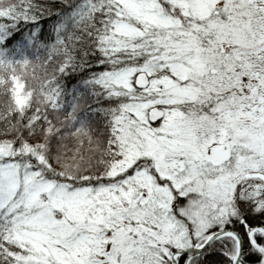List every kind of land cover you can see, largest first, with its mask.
I'll use <instances>...</instances> for the list:
<instances>
[{
	"label": "snow or ice",
	"instance_id": "1",
	"mask_svg": "<svg viewBox=\"0 0 264 264\" xmlns=\"http://www.w3.org/2000/svg\"><path fill=\"white\" fill-rule=\"evenodd\" d=\"M0 264H264V0H0Z\"/></svg>",
	"mask_w": 264,
	"mask_h": 264
}]
</instances>
